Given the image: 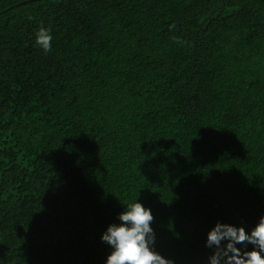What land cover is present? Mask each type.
I'll use <instances>...</instances> for the list:
<instances>
[{"label":"trees","instance_id":"1","mask_svg":"<svg viewBox=\"0 0 264 264\" xmlns=\"http://www.w3.org/2000/svg\"><path fill=\"white\" fill-rule=\"evenodd\" d=\"M137 199L174 264L264 216V0H0V264H105Z\"/></svg>","mask_w":264,"mask_h":264},{"label":"clouds","instance_id":"2","mask_svg":"<svg viewBox=\"0 0 264 264\" xmlns=\"http://www.w3.org/2000/svg\"><path fill=\"white\" fill-rule=\"evenodd\" d=\"M52 41L51 29L41 26L35 44L49 53ZM153 220L152 210L138 199L124 205L117 222L109 224L101 236L111 248L105 264H174L157 251ZM205 246L212 250L207 264H264V216L251 230L217 222L207 233Z\"/></svg>","mask_w":264,"mask_h":264}]
</instances>
